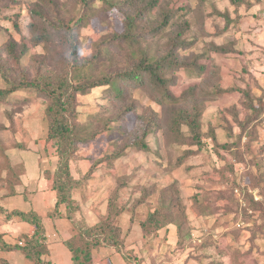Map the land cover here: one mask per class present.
<instances>
[{
  "label": "rangeland",
  "instance_id": "rangeland-1",
  "mask_svg": "<svg viewBox=\"0 0 264 264\" xmlns=\"http://www.w3.org/2000/svg\"><path fill=\"white\" fill-rule=\"evenodd\" d=\"M38 1L0 0V90H9L12 81L39 82L49 75L68 79V94L73 93L85 78L128 71L142 50L149 48L150 58L162 57L168 48L161 47L181 33L170 45L176 47L180 66L165 78L176 81L172 94L177 97L197 86L189 102H179L177 110L199 112L206 146L200 150L187 141L173 142L170 106L159 102L151 86L123 81L124 96L97 88L69 104L72 130L88 139L74 141L62 152L61 165L58 147L48 140L50 100L40 89L20 88L0 98V264H34L14 246L24 247L35 229L13 211L37 209L46 222V234L51 233L46 246L58 239L59 219L49 218L56 195L45 171L66 182L78 225L104 221L111 202L107 221L132 231L119 251L106 246L96 250V264H264V0H244L241 6L230 0H159L149 19L157 26L170 15L169 25L159 33L151 32V25L146 38L134 45L111 44L93 74L90 67L75 68L77 60L97 55L100 43L120 34L133 12L126 6L120 12L101 0H92L89 8L79 0H40L51 19V24L41 25L32 15ZM56 17L78 34L76 56L61 40V30L54 28ZM46 29L50 38L35 45V30ZM12 41L16 55L27 47L18 64L8 57L6 45ZM212 43L223 47L222 52L211 49ZM207 52L210 59L201 61L208 68L204 73L183 68ZM209 131L216 133L217 143L207 136ZM141 139L149 150L135 146ZM253 181L256 189H251ZM247 192L259 206L249 207ZM155 209L183 223L179 244L174 225L156 238L141 240L138 224ZM62 225L59 236H71L72 222L65 219ZM204 242L207 246L199 250ZM59 247H47L43 259L72 264L69 250Z\"/></svg>",
  "mask_w": 264,
  "mask_h": 264
},
{
  "label": "trees",
  "instance_id": "trees-1",
  "mask_svg": "<svg viewBox=\"0 0 264 264\" xmlns=\"http://www.w3.org/2000/svg\"><path fill=\"white\" fill-rule=\"evenodd\" d=\"M79 1L84 5V7L88 6L87 8H89V4H91L90 2L92 0ZM101 1L107 4L110 8H117L120 12L123 11V6H126L129 11L133 12V16L131 15L127 17V25L124 26V29L120 34L109 36L105 38L102 43H100L99 47L97 48V55L87 60H77L76 58L77 63L75 68L90 67L89 71L91 74H93L95 70L93 67H97L103 60H105L107 49L111 48V44L120 48L126 44L127 46H130V44L134 45L140 42V40L146 38L145 34L149 32L151 25L154 29V31L151 32L159 33L169 25L171 20L170 15H168L162 19V22L159 25L155 26L152 20L149 19L151 18V15H153L158 9L160 5L159 0H124L115 1V3L108 0ZM230 1L234 6H241L244 0ZM41 2L39 0L37 3H35L34 6L36 8L34 11H32L33 18L35 21L39 20L41 25L51 24V19L49 17L50 15H48L49 12L43 8ZM85 14L87 15L88 11ZM93 16H95V14ZM60 19L61 18H57V21L59 22L58 26H53L54 28H59L61 30V40L67 45L68 50H71V53H75L76 56L78 49L74 43L78 34L75 33V29H73L63 20L60 21ZM32 26L33 29L37 28L36 25ZM39 31L40 33H38V31L36 32L35 30V36L38 38V40L35 41V45H39L43 41H46L50 38V29ZM180 36L181 33H178L176 36L172 37V44L163 45L161 47L163 50L168 48V51L162 57L160 56L155 59L150 58L148 54L149 48L142 50L138 60H132L128 71L124 72L123 74L116 73L110 76L105 75L103 77L93 78L90 80L85 78L83 79V83H77V85L74 87L73 93L69 92L68 94V90L70 88V85H68L66 81L68 79L65 78L62 80L58 76L48 75L44 76L39 82L33 81L34 79L27 81L25 78L18 82L12 81L11 88L9 90H0V98H4L6 95L18 91L20 88L40 89V92H42V94L50 100V105L46 115L49 122L48 140H53L55 146L58 147L57 152L59 153L58 155L61 165L63 160L62 152L63 154H65L66 151L68 152V150L74 145V141H82L84 138L88 139L85 137V133H80L74 129L72 130V126L69 124L67 117L68 115L73 117L72 111L70 110L71 106L69 104H72L74 101L76 102L77 98H83L90 95L92 91L97 88H104L106 91L110 92L111 96H113V93H115L118 97L124 96L123 91L125 89L121 84L123 81L136 83L138 84V87L151 86L159 96V102L161 104H168L171 108V112L174 113V117L171 119L172 131L175 138L173 142L182 144L187 141L189 145H192V147L194 146L202 150L206 145L202 140L204 136L202 133V124L197 118V115L199 117V112H197L195 109L193 112H187L184 109L183 111L179 112L177 110V108L180 107L177 105L179 102H189V99L193 95V91L196 90L197 86H194V89L190 87L185 93L182 94V96L177 97L172 94V88L177 84L176 81H174V79L165 78L167 72L171 71L174 66H180V63L178 62V55L175 52L176 47L170 46L177 43V40ZM15 47L16 43L13 41L6 45V48L8 49V57L18 64L22 56L26 54L27 47H23V53L21 55L15 54ZM211 49H215L218 53H221L223 47L213 44ZM207 55L208 52L204 56H198V61L196 62L197 64H185V67L183 68L192 72L193 74H199V72L204 73L208 68L207 65H203L201 61L204 59H210V57ZM2 66L3 65L0 63V70L2 69ZM17 84H19V86H17ZM21 84H25V87H22ZM188 113H194L196 117L192 119V114ZM179 114L181 115V118H179ZM183 130L185 131L184 133ZM147 134L148 132H145L144 136ZM207 136L211 138L214 143H217V135L214 133V131H209ZM189 137L190 141H188ZM135 146H139L145 151L149 150V145L146 144L142 139L138 141ZM226 148L228 147L226 146ZM257 164V167H260V163ZM64 166L66 165H63L62 167ZM63 170L66 172L65 174L67 175V178H71L69 171L66 169ZM47 174L48 172L45 171V178L47 181L53 182L51 189L56 195V203L49 218H65L66 220L71 221L74 227L72 230V236L64 241V245L71 253L73 264H96V259L94 256L96 250L106 246L115 248L119 251L124 242H128V235H131L132 231L129 229L127 231L122 229L118 224H116V222L114 223V220L111 222L107 221L111 213V211H109V207L110 210L112 209L111 202L109 203L108 213L104 221L100 220L101 222L99 221L98 223L90 226L82 224L80 225V223L78 225L77 221L73 219V216L76 215L77 211L75 212V209L69 203L73 198L71 199V197L68 195L66 182L55 178V173L52 174L53 176H48ZM53 177L54 180H52ZM226 180L228 179L226 178ZM256 188L257 184L253 181L251 189ZM246 194L247 196H245V198L247 197V203L249 207L255 208L259 206V203H254L253 205L252 194L249 192ZM140 202L141 201H138L139 204H141ZM63 208L65 209L66 214H64ZM171 209V207H168L169 212ZM12 214L16 217H22L23 221L29 223L35 229L32 237H30L24 247L14 246V249L21 251L25 258L31 262H34V264H50L43 259V257L48 253V246H46V226L42 216H40L34 210H31L27 213L22 211H13ZM201 215L202 214L197 213V216L201 217ZM170 225H174V227L177 228L176 234L178 235L179 244V242L182 241L184 237L183 223L173 220V217L162 216L161 210L159 209L150 211L148 219L144 222L142 221L141 224H138L141 229L142 241L144 242L145 239H148L149 237L150 239L156 238V235H158L162 229H166L167 231ZM186 236H188L191 241V235ZM4 246L6 247L5 249H9L7 244H4ZM206 246L207 244L204 242L203 246L199 245L198 248L200 250Z\"/></svg>",
  "mask_w": 264,
  "mask_h": 264
},
{
  "label": "crops",
  "instance_id": "crops-1",
  "mask_svg": "<svg viewBox=\"0 0 264 264\" xmlns=\"http://www.w3.org/2000/svg\"><path fill=\"white\" fill-rule=\"evenodd\" d=\"M56 203V201L54 202V204ZM37 209H35L34 208V211H36ZM30 212V211H29ZM59 220H56V222H55V224H56V234H57V241H55V244H53V245H51L50 243H49V246L50 247H52L53 249L52 250H54V247H59V246H65L64 245V241H66L67 239H69L71 236H72V234H71V236H69V235H60L59 236V234H58V232H60V233H62L63 234V227H64V225H62V222L65 220V219H63V218H58ZM58 221H61V227L60 228H58V226H57V222ZM44 224H45V226H46V229H47V225H46V222L44 221ZM33 234V233H32ZM46 235H51V233L49 234V233H47ZM130 235H128V237H129ZM141 240H142V237H141ZM48 246V247H49ZM66 247V246H65ZM67 248V247H66ZM112 248V247H111ZM59 249H62L61 250V252L62 253H64L66 250L65 249H63V248H61V247H59ZM114 249V248H113ZM69 254H70V259H71V262H72V264H73V261H72V257H71V253L69 252Z\"/></svg>",
  "mask_w": 264,
  "mask_h": 264
}]
</instances>
